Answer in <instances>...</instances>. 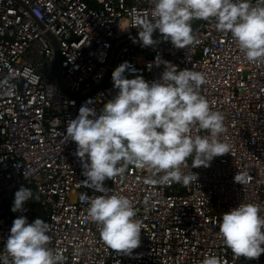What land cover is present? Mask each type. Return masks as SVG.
<instances>
[{"label": "built area", "instance_id": "built-area-1", "mask_svg": "<svg viewBox=\"0 0 264 264\" xmlns=\"http://www.w3.org/2000/svg\"><path fill=\"white\" fill-rule=\"evenodd\" d=\"M153 8V0H0V264H12L5 243L20 216L49 224V247L62 252L63 264H202L211 254L224 264H264V254L234 259L219 235L223 213L240 203L256 204L264 215V63H249L214 18L190 21L200 20L184 49L158 30L143 46L138 21L151 18ZM164 61L205 75L200 94L223 115L219 139L230 152L209 167L192 168L189 157L182 171L197 181L187 186L148 183L163 173L134 165L104 181L109 195L133 202L142 222L140 246L129 256L110 250L88 217L90 200L104 193L83 185V162L66 129L81 106L99 114L114 98L119 65L128 62L125 78L151 84L161 79ZM190 134L210 136L198 125ZM238 171L249 173L248 183L234 182ZM22 186L32 199L13 212Z\"/></svg>", "mask_w": 264, "mask_h": 264}, {"label": "clouds", "instance_id": "clouds-1", "mask_svg": "<svg viewBox=\"0 0 264 264\" xmlns=\"http://www.w3.org/2000/svg\"><path fill=\"white\" fill-rule=\"evenodd\" d=\"M151 18L138 21L139 40L143 46L154 43L152 34L158 30L165 40L177 49L193 42V19L214 18L216 29L230 33L249 63H264V6H253L250 0H153ZM161 61L157 59L156 66ZM165 70L159 81L151 84L142 76L124 77L128 62L112 73L118 93L104 104L99 114L95 108L81 106L78 116L67 124L66 140L77 144L76 155L81 159L86 177L83 182L104 195L93 196L88 217L98 226L103 243L110 249L132 255L141 243L142 222L134 219L133 202L118 194H108L106 179L122 175L129 165L163 173L148 183H182L187 186L197 175L185 174L189 157L192 168L209 167L218 156L230 152V145L219 137L226 129L224 117L210 108L200 94L207 83L202 72L177 70L164 61ZM134 71V70H132ZM92 117V118H90ZM198 125L210 136L191 135ZM87 156V160L85 157ZM249 173L238 171L234 182L244 185ZM86 198V197H82ZM32 192L21 187L15 193L13 212L22 210ZM256 204L240 203L222 215L219 235L231 250L234 259H258L264 254V215ZM49 224L35 219L29 224L26 217L14 219L5 243L12 264H63L62 252L49 247ZM202 264H224L220 257L205 255Z\"/></svg>", "mask_w": 264, "mask_h": 264}, {"label": "water", "instance_id": "water-1", "mask_svg": "<svg viewBox=\"0 0 264 264\" xmlns=\"http://www.w3.org/2000/svg\"><path fill=\"white\" fill-rule=\"evenodd\" d=\"M199 21H200V20L194 22V23L191 25V27L196 26V25L199 23ZM154 33H155V32H154ZM157 33L160 34L159 31H158ZM137 36H138V35H137ZM118 48H119V47H117L116 51L118 50ZM58 58H59V55H58V50H57V48H56V59H55V73H56V75H58ZM108 75H109V73L106 75L105 79L108 77ZM105 79H104L101 83H103V82L105 81Z\"/></svg>", "mask_w": 264, "mask_h": 264}]
</instances>
